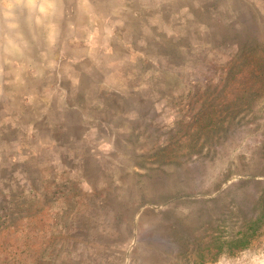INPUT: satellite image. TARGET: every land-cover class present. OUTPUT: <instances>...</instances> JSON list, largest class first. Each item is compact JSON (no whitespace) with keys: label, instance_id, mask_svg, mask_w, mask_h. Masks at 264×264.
Returning <instances> with one entry per match:
<instances>
[{"label":"rangeland","instance_id":"rangeland-1","mask_svg":"<svg viewBox=\"0 0 264 264\" xmlns=\"http://www.w3.org/2000/svg\"><path fill=\"white\" fill-rule=\"evenodd\" d=\"M0 264H264V0H0Z\"/></svg>","mask_w":264,"mask_h":264}]
</instances>
